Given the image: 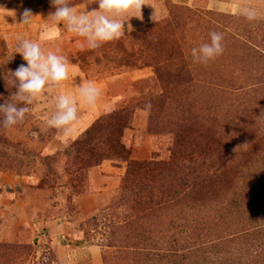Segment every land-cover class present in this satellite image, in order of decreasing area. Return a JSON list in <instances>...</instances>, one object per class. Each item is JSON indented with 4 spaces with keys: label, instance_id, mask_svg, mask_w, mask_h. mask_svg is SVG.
I'll use <instances>...</instances> for the list:
<instances>
[{
    "label": "rangeland",
    "instance_id": "obj_1",
    "mask_svg": "<svg viewBox=\"0 0 264 264\" xmlns=\"http://www.w3.org/2000/svg\"><path fill=\"white\" fill-rule=\"evenodd\" d=\"M68 2L96 7L95 0ZM246 8L256 11L255 20L245 18ZM25 10L50 17L55 9L50 0H0V104L14 102L9 70L26 64L14 54L22 41L15 28ZM129 15L136 17L125 22V36L119 40L94 50L81 44L66 53L92 76L148 71L120 85L109 111L70 135L47 125L54 104L50 109L49 103L34 100L23 122L0 125V174L9 171L33 180L34 192L28 193L41 201L40 227L36 231L25 225L1 239L0 264H64L52 234L64 253L98 245L97 264H170L160 257L150 263L145 255L138 261L136 252L164 247L182 252L189 244L172 238L178 241L184 225L197 226L200 237L190 241L199 250L180 264H222L226 259L264 264V0H144L141 14L123 19ZM211 31L223 34V54L207 63L194 62L191 49L208 42ZM208 135L227 145L218 152L226 164L211 191L153 212L118 199L128 161H167L176 144L199 146ZM104 163L123 167L117 169L122 171L119 187L93 213L83 215L78 199L103 189ZM67 219L75 221L72 231L54 233L49 222ZM134 219L138 227L127 226L126 237L111 235L113 224ZM245 225L260 230L234 234ZM36 232L42 234L39 242ZM204 234L206 239L220 237L215 240L221 244L201 246ZM76 263L94 264L86 257Z\"/></svg>",
    "mask_w": 264,
    "mask_h": 264
},
{
    "label": "clouds",
    "instance_id": "obj_2",
    "mask_svg": "<svg viewBox=\"0 0 264 264\" xmlns=\"http://www.w3.org/2000/svg\"><path fill=\"white\" fill-rule=\"evenodd\" d=\"M54 11L50 12L51 25H65L70 33L82 38V45L89 50L103 44L119 40L125 36V22L139 12L141 14L144 0H95L96 7L90 11H78L70 6L68 0H50ZM246 19H256L257 13L251 8L243 11ZM35 16L30 10L22 14L21 22L28 26ZM131 30V25L128 26ZM223 34L217 31L209 33V41L191 49L194 62L207 63L223 54ZM20 54L26 64H21L8 75L12 86L16 88L14 102L0 104V125L5 128L15 126L29 113L27 105L45 94H54L55 111L47 119V125L57 130H67L79 118L78 104L95 106L102 96V89L97 83L89 81L80 86L78 96L70 92L57 91L61 84L70 79L72 71L69 59L57 51H44L41 45L32 39H23L16 47L14 54ZM71 77L72 82L73 78ZM23 105V106H22ZM151 105H146L150 109Z\"/></svg>",
    "mask_w": 264,
    "mask_h": 264
},
{
    "label": "crops",
    "instance_id": "obj_3",
    "mask_svg": "<svg viewBox=\"0 0 264 264\" xmlns=\"http://www.w3.org/2000/svg\"><path fill=\"white\" fill-rule=\"evenodd\" d=\"M74 8L78 11H92L88 10L83 5H77L74 6ZM32 15L35 17L30 25L24 26L23 24H18L15 28L16 34L20 40L26 38L32 39L41 45L42 50L46 52L58 50L65 56L70 50H76L81 47L82 38L70 33L65 25L50 26L51 16L42 17L37 14ZM0 16H2V13H0ZM68 44L69 46L67 47ZM70 62L72 68L70 79L61 84L57 91H67L78 96V89L75 86H80L89 81L97 83L102 89V96L95 106H87L83 103L78 104L79 118L66 130L70 135L84 130L94 119L109 111L114 104L115 97L120 96V85L129 80L132 81L142 78L146 76L148 72L146 69H136L116 76H92L87 67H82L73 61ZM73 76L75 77L72 82L71 77ZM36 101L49 103L50 109H52V104L55 105L54 94H45L43 97L37 98ZM48 115L50 116L51 113H48ZM122 168L123 167H114L111 163L103 164L102 174L106 178L103 189L100 192H92L78 199V205L83 215L93 213L97 209L99 203L104 201L110 194V190L119 187V178L122 174L120 170ZM33 182L34 181L31 179L20 177L9 171H4L0 174V240L9 234L17 233V231L25 225H29L31 229L33 226L34 230H38L40 227L41 224L36 221V219L40 211L41 201L38 197L35 198L34 195L28 193V191H31V193L34 192ZM49 223L52 229H55L54 233L59 234L66 232L69 234V232L72 231L75 221L73 219H67L65 221L54 220ZM71 233L74 237H77L75 232ZM55 237L56 235L52 234V244H54V247L57 246L59 248L57 252L60 254L64 264H77V260L84 259L85 257L94 264L100 262L101 253L98 245L92 244L74 247L73 251L64 253L58 245L60 242L56 241Z\"/></svg>",
    "mask_w": 264,
    "mask_h": 264
},
{
    "label": "trees",
    "instance_id": "obj_4",
    "mask_svg": "<svg viewBox=\"0 0 264 264\" xmlns=\"http://www.w3.org/2000/svg\"><path fill=\"white\" fill-rule=\"evenodd\" d=\"M99 125L100 123L97 126ZM88 133L87 131L86 134ZM226 146L225 143L220 142L215 136L208 135L206 136V142L199 146L176 144L167 161H128L127 171L120 186L118 199L134 209L144 204L150 212H153L162 211V209L168 208L169 204H173L177 199L189 197L193 193L209 192L213 189L215 183L219 181L223 174V169H225L224 165L226 162L220 161L218 152ZM137 222L134 219L125 224H113L114 230L111 231V235H116V238L117 236H125L126 234L123 233L125 228L127 226L136 228L138 227ZM256 226L258 225H245L242 227L243 229H237L234 234L243 236L258 232L260 228L257 229ZM195 228L184 225L179 228L178 235L180 237L178 241L172 238L175 243L181 241V243L189 244L188 247H183L182 252L177 253L176 249L165 247L162 249L163 251L159 248V252L154 251L153 253L144 250L143 252H136L138 261L145 255V260L150 261V263L159 257L166 259L170 264L182 263L191 254L199 250L195 249L196 244L190 241L192 238L200 237V234L196 233ZM183 231L187 234L184 235ZM181 235H184V237L181 238ZM202 238L204 245L201 246L208 245V247H213L216 244H221L219 240H215L220 237L212 236V238L206 239L208 236L204 234ZM189 246H192V248ZM162 259H159V262ZM221 263L231 264L227 259Z\"/></svg>",
    "mask_w": 264,
    "mask_h": 264
},
{
    "label": "built area",
    "instance_id": "obj_5",
    "mask_svg": "<svg viewBox=\"0 0 264 264\" xmlns=\"http://www.w3.org/2000/svg\"><path fill=\"white\" fill-rule=\"evenodd\" d=\"M40 232H36L38 234L37 237H36L37 242H39L41 240V238H42V234Z\"/></svg>",
    "mask_w": 264,
    "mask_h": 264
}]
</instances>
